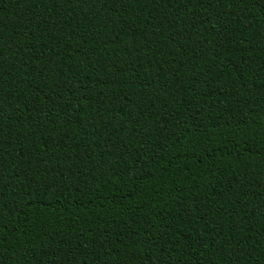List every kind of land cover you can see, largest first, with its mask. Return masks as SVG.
Returning a JSON list of instances; mask_svg holds the SVG:
<instances>
[{"label":"trees","instance_id":"obj_1","mask_svg":"<svg viewBox=\"0 0 264 264\" xmlns=\"http://www.w3.org/2000/svg\"><path fill=\"white\" fill-rule=\"evenodd\" d=\"M0 264H264V0H0Z\"/></svg>","mask_w":264,"mask_h":264}]
</instances>
